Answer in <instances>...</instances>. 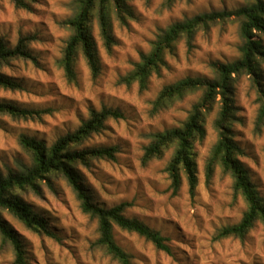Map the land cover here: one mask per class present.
<instances>
[{
  "label": "clouds",
  "instance_id": "obj_1",
  "mask_svg": "<svg viewBox=\"0 0 264 264\" xmlns=\"http://www.w3.org/2000/svg\"><path fill=\"white\" fill-rule=\"evenodd\" d=\"M0 264H264V0H0Z\"/></svg>",
  "mask_w": 264,
  "mask_h": 264
},
{
  "label": "trees",
  "instance_id": "obj_2",
  "mask_svg": "<svg viewBox=\"0 0 264 264\" xmlns=\"http://www.w3.org/2000/svg\"><path fill=\"white\" fill-rule=\"evenodd\" d=\"M9 211L14 212L15 216L19 218L28 228L39 233L41 230H45L44 222L38 216H32L27 209L23 207L9 206Z\"/></svg>",
  "mask_w": 264,
  "mask_h": 264
},
{
  "label": "rangeland",
  "instance_id": "obj_3",
  "mask_svg": "<svg viewBox=\"0 0 264 264\" xmlns=\"http://www.w3.org/2000/svg\"><path fill=\"white\" fill-rule=\"evenodd\" d=\"M45 203L47 202L46 200L44 201ZM37 207H39V205H37ZM46 210V209H45Z\"/></svg>",
  "mask_w": 264,
  "mask_h": 264
}]
</instances>
